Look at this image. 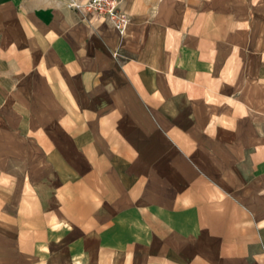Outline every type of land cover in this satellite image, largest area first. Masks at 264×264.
I'll use <instances>...</instances> for the list:
<instances>
[{
	"label": "crops",
	"instance_id": "0c3cea01",
	"mask_svg": "<svg viewBox=\"0 0 264 264\" xmlns=\"http://www.w3.org/2000/svg\"><path fill=\"white\" fill-rule=\"evenodd\" d=\"M73 1L0 0V264H264V0Z\"/></svg>",
	"mask_w": 264,
	"mask_h": 264
},
{
	"label": "built area",
	"instance_id": "2783aa9c",
	"mask_svg": "<svg viewBox=\"0 0 264 264\" xmlns=\"http://www.w3.org/2000/svg\"><path fill=\"white\" fill-rule=\"evenodd\" d=\"M125 0H88L84 4L72 2L71 8L84 9L97 18L108 21L120 34H125L130 23L131 16L124 9Z\"/></svg>",
	"mask_w": 264,
	"mask_h": 264
},
{
	"label": "rangeland",
	"instance_id": "374dc122",
	"mask_svg": "<svg viewBox=\"0 0 264 264\" xmlns=\"http://www.w3.org/2000/svg\"><path fill=\"white\" fill-rule=\"evenodd\" d=\"M119 54H120V53H119V52H117L116 56H119Z\"/></svg>",
	"mask_w": 264,
	"mask_h": 264
}]
</instances>
